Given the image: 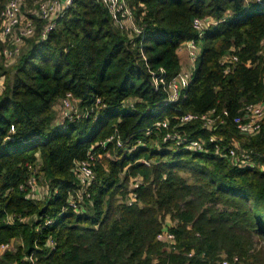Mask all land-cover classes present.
Segmentation results:
<instances>
[{
	"label": "trees",
	"instance_id": "1",
	"mask_svg": "<svg viewBox=\"0 0 264 264\" xmlns=\"http://www.w3.org/2000/svg\"><path fill=\"white\" fill-rule=\"evenodd\" d=\"M126 1L138 35L120 30L100 0H73L46 39L35 19L16 63L0 61V245L22 243L0 264H264V173L235 165L225 152L236 138L264 164V120L259 134L245 136L231 123L213 131L176 119L213 108L233 116L264 99V0ZM195 18L208 20L200 37ZM189 40L204 48L186 97L165 105L151 72L162 68L166 79L179 72V48ZM224 54L238 58L228 75L219 64ZM67 92L88 117L55 122ZM164 120L189 138L222 136L221 151L164 143L165 129L145 134ZM111 135L127 147L142 144L133 151L98 145ZM90 148L101 157L90 201L75 212L67 204L77 187L74 163ZM28 165L48 188L44 201L19 190ZM136 180L129 206L127 184ZM46 218L53 223L44 226ZM163 231L174 235L176 252L157 239Z\"/></svg>",
	"mask_w": 264,
	"mask_h": 264
},
{
	"label": "built area",
	"instance_id": "2",
	"mask_svg": "<svg viewBox=\"0 0 264 264\" xmlns=\"http://www.w3.org/2000/svg\"><path fill=\"white\" fill-rule=\"evenodd\" d=\"M37 9L32 15H26L23 12V5L25 0H6L3 9L0 12V54L3 59L8 63H14L19 57L21 50L24 46L25 40L32 38L36 33V21L38 19L42 22L41 39H46L47 34L56 26L57 19L63 17L65 10L69 8L73 0H34ZM103 6L108 11L114 24L120 30H130L134 34L141 33V28L134 22V13L126 0H100ZM208 20L195 18L192 22V28L198 33L199 37L202 35L203 30L207 27ZM188 50V56L193 61L196 57L197 43L194 40L185 42L180 48L179 52ZM146 61V58L143 56ZM238 58L233 54H224L219 64L223 67L224 75L232 72L231 64L236 63ZM165 70L160 68L158 73L151 72V82L155 89L158 91L160 88L166 94L165 105L176 104L180 100L185 99L186 89L191 82L193 73L188 72L183 66L170 79H166ZM79 101L70 93L67 92L60 100L62 106V114L64 119L61 123L68 119L74 121L75 119L86 118L89 116L88 112L78 113ZM99 104V100H96ZM178 125H183L195 120L201 122V126L206 130H217L223 128L228 123H231L236 132L240 135L253 136L260 133L262 122L264 120V99L258 103L245 104L239 113L231 116L228 110L223 109L218 111L216 108L210 109L203 114L184 113L177 118ZM167 130L163 136V142L172 141L175 146L182 147L188 151L193 152H206L208 145L213 146L216 151H221V143L224 140L222 136L211 135L208 138H189L184 133H179L175 128L169 130V122L156 121L152 127L147 128L146 135H151L154 131ZM112 143L114 148H125L133 151L136 146L141 145L140 139L136 140L130 147L125 146L124 142L119 136L111 135L105 140L100 141L98 145L105 148L107 144ZM225 152L230 161L239 167H257L261 173H264V164L256 163L255 159H260V155L252 150L244 149L239 140L236 138L230 139L225 147ZM101 155H95L92 148L88 149L84 159L76 160L74 163V175L77 181V187L72 191L67 200L68 207L73 211L78 212L83 207L86 201H90V187L95 180L94 164L96 159ZM143 163L148 165V162L142 160ZM29 176L23 183L19 185V190L25 193L24 198L33 200L36 195L38 167L28 165ZM140 184L139 180L131 183L128 190L126 203L130 206L137 200V195L134 191ZM53 220L46 218L43 225H49ZM157 239L166 242L172 252H176L174 246V235L170 232L163 231L157 235ZM47 246L53 247L54 242L51 239L47 240ZM9 250V243L1 244L0 251ZM189 254L188 256H190ZM31 259V257H30ZM223 260L221 264H227Z\"/></svg>",
	"mask_w": 264,
	"mask_h": 264
},
{
	"label": "rangeland",
	"instance_id": "3",
	"mask_svg": "<svg viewBox=\"0 0 264 264\" xmlns=\"http://www.w3.org/2000/svg\"><path fill=\"white\" fill-rule=\"evenodd\" d=\"M36 9H37V5H36V2H34V0H25V3L23 5V12L26 15H32L31 13H34V11ZM203 48H204V42L203 41H199L197 43L196 57H195V59L193 61L188 56V50L187 49H185V50H183L182 52L179 53L181 65L186 70H188V72L194 73V71L196 69V66H197V62L199 60V57H200V55L202 53ZM2 59H3V57L0 54V61H2ZM16 61L14 63H12L11 65H14L16 63ZM62 110H63L62 109V106H61L60 102H58L56 104V109H55V113H56V121L55 122L58 121L59 123H61V121L64 119L63 114H62ZM78 113H80L79 108H78ZM239 142H241V140H239ZM37 182H38L37 183V188L38 189L36 190V195H34V199L33 200L34 201H36V200L44 201L46 199V197H47L46 194H47V189L48 188L45 185V183L42 181V179H40L39 177L37 178ZM127 185H129L128 186L129 187L128 190H129L130 187H131V184L128 182ZM121 196L122 195L118 194L116 196V199L121 200ZM21 221L23 222V221H25V219H22ZM165 223H166L167 227H171V226H174L175 225V222L174 221H171L169 219H167V221H165ZM20 245H22V243H21V241L19 239L12 240V241L9 242V250H6V251L15 252ZM6 251H0V257Z\"/></svg>",
	"mask_w": 264,
	"mask_h": 264
}]
</instances>
